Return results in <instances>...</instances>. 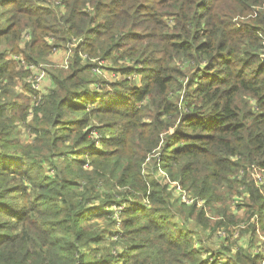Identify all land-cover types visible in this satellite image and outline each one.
Here are the masks:
<instances>
[{
    "label": "trees",
    "instance_id": "obj_1",
    "mask_svg": "<svg viewBox=\"0 0 264 264\" xmlns=\"http://www.w3.org/2000/svg\"><path fill=\"white\" fill-rule=\"evenodd\" d=\"M263 2L0 0V264H264L249 223L264 217ZM73 38L31 113L11 55L39 64ZM106 60L142 85L95 74ZM241 222L235 253L196 246Z\"/></svg>",
    "mask_w": 264,
    "mask_h": 264
},
{
    "label": "built area",
    "instance_id": "obj_2",
    "mask_svg": "<svg viewBox=\"0 0 264 264\" xmlns=\"http://www.w3.org/2000/svg\"><path fill=\"white\" fill-rule=\"evenodd\" d=\"M25 38H29L28 35H25ZM50 41H52V39H50ZM83 43L82 39H76L73 42L68 44V50L67 52H69V55H67L65 57V59L63 60L61 67L67 69L70 66V58L72 56L73 53V48H76L79 46V44ZM263 43H264V36H263ZM59 48H55L54 49V53H56L58 51ZM53 53V54H54ZM13 59L17 60L18 62H20V65L23 66L26 70L29 71V75L28 77L25 79V82L30 86V88L33 91V95H32V110L31 113L33 112V108L37 107L40 105L43 97H44V89H43V82L47 79L46 78V71L44 68L42 67H38L40 64H27L25 59L22 58L21 56L18 55H12ZM84 58L87 57V55H83ZM100 65H103L101 62H99ZM98 74L102 77H104L102 75V69L97 68ZM123 76L124 78H128L130 79V76H126V75H122L120 73L115 74L113 77L116 79L118 77ZM49 79V77H48ZM260 168L253 166V171L254 173L252 174L253 177L255 178V182L259 187L264 186V182L262 180L263 175L259 172ZM262 171H264V169H262ZM164 177H165V181L163 182L164 184H169L170 189L173 190V194H175L177 196V198L180 199V201L182 203H185L189 206L197 204L199 207H202L205 204L204 200L198 199L196 197H193L190 192H188L183 186H181V184L177 183V182H170L169 177L167 176V174L165 172H163ZM238 203V201H236ZM114 209L116 210V212H118L119 214H121L122 210L125 209V206H121V207H114ZM117 227L120 228L121 226V219H120V215L117 216ZM249 223L255 224L256 225V233H257V238H256V243L254 245V247L251 249L250 248V252L253 255H258L261 256L264 260V217L260 220L258 215H254L250 220ZM247 227V223L243 222L241 223L237 228L236 231L233 234V237L238 238L239 236V232L241 230L246 229ZM228 232L224 229H219L217 231V240H220L221 242L228 244V242L226 243L225 241H223L222 239L228 237ZM203 243V242H201ZM200 242L196 241V246L199 247ZM218 246V243L216 244ZM215 245V248H216ZM203 246L205 247L206 245L203 243ZM209 247V246H207ZM232 252L235 253L236 252V248L234 250V248L232 247ZM224 259H226V257H224ZM264 263V262H263Z\"/></svg>",
    "mask_w": 264,
    "mask_h": 264
},
{
    "label": "rangeland",
    "instance_id": "obj_3",
    "mask_svg": "<svg viewBox=\"0 0 264 264\" xmlns=\"http://www.w3.org/2000/svg\"><path fill=\"white\" fill-rule=\"evenodd\" d=\"M254 9H256V10H259V9H261V10H264V2L262 3V4H260L258 7H253ZM77 38H73V41L74 40H76ZM49 41H50V39H49ZM53 41V40H52ZM52 41H50V42H52ZM72 41V42H73ZM24 43H25V39H24V36H23V41H22V44L21 45H24ZM69 43H71V42H69ZM68 43V44H69ZM68 44H67V46H65V47H60L59 49H58V51L56 52V53H54L53 55H51L46 61L44 60V61H42V62H40L39 64V66L38 67H42V68H44L45 69V71H46V73H47V75H46V80L43 82V89H44V85H45V82L47 83V80H48V77L50 78V74H49V72H51V70H53V69H55V68H62L61 67V64H62V62H63V60L65 59V57L67 56V55H69V52H67V50H68ZM74 49L75 48H73V51H74ZM81 56H82V58L84 59V60H87V58L88 57H86V58H84L83 57V55H87L86 53H84V52H81V54H80ZM12 56V55H11ZM72 56H73V53H72ZM72 56H71V58H72ZM262 57H264V54L262 55ZM12 58H13V56H12ZM71 58H70V61H71ZM93 62V61H92ZM101 63L103 64V65H98V66H95L94 68H93V72L95 73V74H98V71H97V68H100V69H102V75L104 76L103 78H107V79H110V80H112L113 78V76L115 75V74H117V72H115L111 67H110V64H111V62L109 61V60H106V61H101ZM103 66H109V67H103ZM112 70H111V69ZM63 69H65V68H63ZM68 69V68H67ZM121 79H124V77L123 76H121ZM130 81H131V84L132 85H134V86H137V87H139V86H141L142 85V77L140 76V75H138V74H136V73H133V74H130ZM18 84H19V82H18ZM46 86H48V85H46ZM17 89H19L20 88V84L16 87ZM100 90H101V88H100ZM45 92H44V94H47L48 93V89L46 90H44ZM45 96V95H44ZM93 123H95V122H92V124ZM23 136H24V134H23ZM26 137V136H25ZM163 172L164 171H160L159 173H158V177H160L161 178V180L164 182L165 181V177H164V174H163ZM263 181H264V179H262ZM263 187V186H262ZM175 197H177L175 194H173ZM239 203H241L240 201H239ZM235 205H237V202L236 201H234L233 202V206H234V208H233V210H234V212L235 213H238V212H240L242 209H237V207L235 206ZM208 216H210L211 217V215H208ZM242 223V222H241ZM240 223V224H241ZM240 224H238V225H233L232 227V236L230 235V238H231V240L229 241V245L231 246V247H233L234 248V250H235V248L236 247H234V246H232L231 244H230V242H232L233 240H238V238L240 237L243 241H245L246 243H248L246 240H248L249 241V235L251 234V231L253 232V229H251V231H248L247 233H244V235H241V232L243 231V230H241L240 232H239V236H238V238H235V237H233V234H234V232L236 231V228L240 225ZM253 227H254V239H253V242L251 243V245H255V243H256V238H257V233H256V226L255 225H253ZM225 230V229H224ZM237 230H238V228H237ZM245 230V229H244ZM211 233V232H210ZM208 231L207 232H204L203 234H202V237H201V240H202V242L206 245V246H209L210 248H215V245H216V239L214 238V236L213 237H210L209 236V234H210ZM195 240L196 241H198V242H200L201 243V241H200V239H198V237H197V235H195ZM228 244H226V246H229ZM217 246V245H216ZM248 246V245H247ZM247 246H245V247H243V248H245V250H247L248 251V247ZM253 247H251V249H252ZM236 249H238V248H236Z\"/></svg>",
    "mask_w": 264,
    "mask_h": 264
},
{
    "label": "crops",
    "instance_id": "obj_4",
    "mask_svg": "<svg viewBox=\"0 0 264 264\" xmlns=\"http://www.w3.org/2000/svg\"><path fill=\"white\" fill-rule=\"evenodd\" d=\"M46 85H48V86H46ZM51 85H52V83H51V79L49 78V79L47 80V83L45 82L44 90H45V89H46V90H47V89L49 90V89L51 88Z\"/></svg>",
    "mask_w": 264,
    "mask_h": 264
},
{
    "label": "bare ground",
    "instance_id": "obj_5",
    "mask_svg": "<svg viewBox=\"0 0 264 264\" xmlns=\"http://www.w3.org/2000/svg\"><path fill=\"white\" fill-rule=\"evenodd\" d=\"M95 147V146H94Z\"/></svg>",
    "mask_w": 264,
    "mask_h": 264
}]
</instances>
